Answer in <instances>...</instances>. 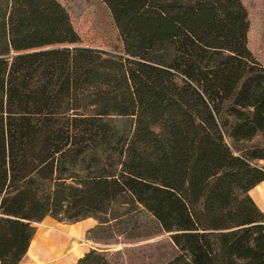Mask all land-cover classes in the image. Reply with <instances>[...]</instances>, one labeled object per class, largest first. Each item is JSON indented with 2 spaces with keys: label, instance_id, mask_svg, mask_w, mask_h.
<instances>
[{
  "label": "trees",
  "instance_id": "obj_1",
  "mask_svg": "<svg viewBox=\"0 0 264 264\" xmlns=\"http://www.w3.org/2000/svg\"><path fill=\"white\" fill-rule=\"evenodd\" d=\"M102 1L119 53L79 45L58 0H0V264L46 216L92 217L91 233L141 211L178 253L136 264H264L248 194L264 179V65L244 6ZM75 264L111 263L90 248Z\"/></svg>",
  "mask_w": 264,
  "mask_h": 264
},
{
  "label": "rangeland",
  "instance_id": "obj_2",
  "mask_svg": "<svg viewBox=\"0 0 264 264\" xmlns=\"http://www.w3.org/2000/svg\"><path fill=\"white\" fill-rule=\"evenodd\" d=\"M66 9L71 24L79 36V45L97 47L119 53L122 43L110 12L102 0H58ZM246 10L248 27L246 46L264 65V0H240ZM119 124L121 119L115 118ZM121 125V124H119ZM258 136L249 145L258 141ZM49 218L51 216H48ZM91 225L96 224L92 217ZM123 221V222H119ZM83 222V219L80 220ZM85 233L93 249L104 251L111 264L163 263L172 259L178 250L169 233L146 212L133 213L118 221Z\"/></svg>",
  "mask_w": 264,
  "mask_h": 264
},
{
  "label": "crops",
  "instance_id": "obj_3",
  "mask_svg": "<svg viewBox=\"0 0 264 264\" xmlns=\"http://www.w3.org/2000/svg\"><path fill=\"white\" fill-rule=\"evenodd\" d=\"M257 163L264 166V160ZM248 194L256 206L264 210V179L256 183ZM90 218H84L83 222H65L46 216L36 223L28 250L17 264H75L78 257L92 248L91 241L85 237L92 227Z\"/></svg>",
  "mask_w": 264,
  "mask_h": 264
}]
</instances>
